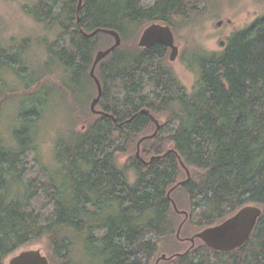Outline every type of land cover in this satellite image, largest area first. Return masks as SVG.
<instances>
[{"label":"trees","instance_id":"16d2710c","mask_svg":"<svg viewBox=\"0 0 264 264\" xmlns=\"http://www.w3.org/2000/svg\"><path fill=\"white\" fill-rule=\"evenodd\" d=\"M78 2L37 0L32 8L48 27L58 25L71 47L48 45L49 60L38 76L60 69L69 96L87 93L90 85L95 97V54L114 37L83 32L117 30L123 44L96 69L103 85L97 107L110 115L90 107L83 131L56 137L44 181L50 194L40 206L33 202L39 191L26 179L31 164L25 159L37 148L38 104L20 115L26 125L14 128L16 143L0 132V264L43 240L54 264H155L167 241L181 244L176 236L183 215L172 203L178 190L189 201L188 232L218 224L247 204L263 212L242 247L222 252L202 241L160 264H264V15L233 32L222 51H194L187 66L197 78L189 91L168 60V47L131 40L153 22L175 33L199 23L214 0H83L80 10ZM8 53L0 44V72L9 67ZM143 109L165 117L159 133L141 144L144 153L167 154L149 164L134 156L120 165L139 136L156 126Z\"/></svg>","mask_w":264,"mask_h":264},{"label":"rangeland","instance_id":"374dc122","mask_svg":"<svg viewBox=\"0 0 264 264\" xmlns=\"http://www.w3.org/2000/svg\"><path fill=\"white\" fill-rule=\"evenodd\" d=\"M36 3L37 0H0V44L9 49V57L5 58L9 62V67L0 72V92L2 91L0 93V132L5 139L16 143L13 135L14 128L26 125L20 115L32 112L33 109H30L32 103L38 104L41 116L33 128V131L36 129L34 133L37 148L28 151L25 159L31 164L26 179H32L31 181L39 191L38 197L33 202L36 206H40L50 194L44 181L48 175L47 168L54 161L56 137L61 132L72 128L80 131L85 129L86 120L91 113L90 102L94 96L91 95L90 85H88L87 93L81 96L77 93L78 97L75 93L69 96L60 81V69H56V73L51 71L49 74L38 76L49 60L48 45L52 44L58 49L66 48L70 51L71 47L68 36L60 38L58 25L48 27L46 23L31 14ZM209 7L212 9L199 23L176 31V41L180 47L177 59L170 61V49L168 53L169 62L189 91L193 89L197 78V74L187 66L194 51H222L228 37L233 32L250 26L256 18L264 15V0H214ZM220 20L223 23L218 26L217 22ZM143 29L144 27L131 40L133 44L138 42ZM221 41H225L224 46L221 45ZM104 47L99 46L97 50ZM33 92L36 93L30 95ZM77 109L79 112L76 113ZM159 119L161 123L165 122V117L161 116ZM155 128L156 126L145 132L146 135L152 134ZM139 138L130 146L129 151L121 156L120 165H124L130 157L136 156ZM140 156L146 161L152 157L144 153L143 147H141ZM129 175L132 181L135 180L133 171ZM175 195L178 201L173 199L178 208L186 210L189 214L187 210L189 201L184 192L178 190ZM182 215L179 218V224L183 221L185 223L181 228L180 238L176 236L181 244L174 243L172 240L167 241L160 255L166 253L169 256L174 252L184 253L191 247L192 242L187 238L196 232L184 230L189 215L188 218L185 214ZM201 242V239H196L194 246H200ZM28 248H39L50 259L48 241H40ZM12 256L8 257L5 264L9 263ZM50 264L54 263L50 260Z\"/></svg>","mask_w":264,"mask_h":264},{"label":"water","instance_id":"95a60500","mask_svg":"<svg viewBox=\"0 0 264 264\" xmlns=\"http://www.w3.org/2000/svg\"><path fill=\"white\" fill-rule=\"evenodd\" d=\"M83 5V0H79L78 2V10L81 9ZM223 21L220 20L217 22V25H222ZM99 32L110 34L114 37V43L110 45L109 47L99 49L94 58V63L91 68L90 74L95 80L96 86H97V95L93 97L90 103L91 110L94 114H104V115H110L107 112H104L100 110L97 106L102 98L103 95V85L101 83V80L96 74V69L98 64L103 60L105 57L110 55L117 47L121 46L123 44L122 37L120 33L117 30L109 29V28H97L92 32H83V34L86 37H92L96 35ZM157 43H161L168 47L170 49V55L169 59L170 61H175L179 55L180 47L179 44L176 41V36L173 28L169 24H165L163 22H153L149 25H147L137 42V45L140 47H150ZM221 45H225V41H221ZM143 113H150L148 109H143ZM150 117L152 121L155 123L156 128L152 134L144 135L141 137L138 141V149L136 156L141 158V160L145 164L151 163L155 157L162 158L164 155L167 154V152L164 155H157L152 156L149 161H146L140 156L141 151V144L146 139H152L154 138L158 133L159 129L161 127V121L159 118L155 117L153 114L150 113ZM115 121H117L115 119ZM180 163L182 167L186 170L188 179L191 178V171L186 166L182 158L179 156ZM180 183H177L175 186H173L169 192L168 195L171 197L172 192L176 187L179 186ZM172 203L174 206V209L181 213L185 214L188 218V212L186 210H181L178 208L176 201L172 198ZM263 208L257 204H247L243 207H241L238 211H236L233 215L229 216L222 222L206 227L198 232H196L191 237H188L187 240H190L192 242L191 247H194L196 239H201L208 247L222 252H230L233 250H236L239 247H242L250 238L260 216L262 215ZM185 221H183L177 231V237L180 238V232L181 228ZM190 247V248H191ZM185 251L184 253L178 252L173 255H167L166 253H163L158 257L155 264H160L161 260L165 259H172L176 256H180L183 254H186L189 250ZM8 264H50L49 257L44 254L41 249L39 248H26L23 249L16 254H14Z\"/></svg>","mask_w":264,"mask_h":264}]
</instances>
